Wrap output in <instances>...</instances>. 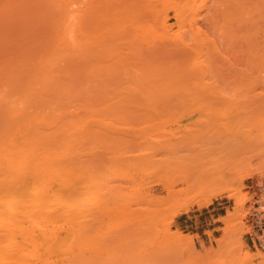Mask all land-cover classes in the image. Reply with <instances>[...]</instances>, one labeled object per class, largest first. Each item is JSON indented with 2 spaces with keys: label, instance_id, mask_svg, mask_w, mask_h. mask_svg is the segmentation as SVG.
<instances>
[{
  "label": "rangeland",
  "instance_id": "374dc122",
  "mask_svg": "<svg viewBox=\"0 0 264 264\" xmlns=\"http://www.w3.org/2000/svg\"><path fill=\"white\" fill-rule=\"evenodd\" d=\"M243 1L0 0V58L81 32L106 46V99H78L57 148L87 187L73 198L88 200L56 222V239L9 264H264V249L247 243L264 200V59L247 50L256 11ZM70 13L81 18L74 33ZM147 68L161 82L168 69L181 78L162 98H128ZM237 197L249 198L238 216Z\"/></svg>",
  "mask_w": 264,
  "mask_h": 264
},
{
  "label": "bare ground",
  "instance_id": "6f19581e",
  "mask_svg": "<svg viewBox=\"0 0 264 264\" xmlns=\"http://www.w3.org/2000/svg\"><path fill=\"white\" fill-rule=\"evenodd\" d=\"M250 1L256 12L245 21L250 40L247 50L251 45V53L264 59V0ZM174 16L179 18L180 13ZM63 21L70 33L81 24L74 13ZM79 34L67 35L53 47L6 49L0 58V264L24 256L30 245L56 239V222L75 210L78 202L88 200L84 194L73 198V190L86 191L87 187H76L69 167L61 165L57 149L60 136L66 145L69 142V135H60V131L66 133L76 125V107L81 105L77 100L106 99V46L95 43L100 35ZM115 54L121 56L116 51L111 54L114 57L109 55L111 59L118 58ZM262 65L264 71V61ZM168 70L169 76L163 75L166 80L161 82L162 70L145 69L128 95H168L169 84L181 78ZM258 80L264 81V76ZM248 201V197L236 198L237 216ZM181 206L172 220L188 207ZM40 250L38 247L32 258L39 259ZM251 260L247 253L244 261Z\"/></svg>",
  "mask_w": 264,
  "mask_h": 264
},
{
  "label": "built area",
  "instance_id": "2783aa9c",
  "mask_svg": "<svg viewBox=\"0 0 264 264\" xmlns=\"http://www.w3.org/2000/svg\"><path fill=\"white\" fill-rule=\"evenodd\" d=\"M260 188L264 190V184ZM256 199L255 209L248 216V223L253 230L249 236L252 237L254 247L264 249V200L259 201V197Z\"/></svg>",
  "mask_w": 264,
  "mask_h": 264
},
{
  "label": "crops",
  "instance_id": "0c3cea01",
  "mask_svg": "<svg viewBox=\"0 0 264 264\" xmlns=\"http://www.w3.org/2000/svg\"><path fill=\"white\" fill-rule=\"evenodd\" d=\"M213 210H216V207H214L211 211H213ZM177 222H178V223H181V222L186 223L187 220H183L182 217L179 216V217L177 218ZM247 243H248V246H249V247L254 248V244H253V242H252V237H251V236H248V241H247Z\"/></svg>",
  "mask_w": 264,
  "mask_h": 264
}]
</instances>
